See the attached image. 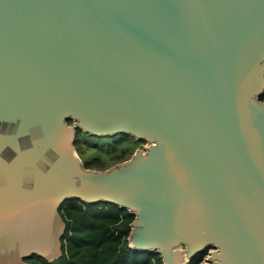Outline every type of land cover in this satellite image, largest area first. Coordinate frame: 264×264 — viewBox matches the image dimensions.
Returning a JSON list of instances; mask_svg holds the SVG:
<instances>
[{"label":"water","instance_id":"95a60500","mask_svg":"<svg viewBox=\"0 0 264 264\" xmlns=\"http://www.w3.org/2000/svg\"><path fill=\"white\" fill-rule=\"evenodd\" d=\"M263 90L264 0H0V264L59 254L64 199L162 264H264ZM75 128L144 144L85 168Z\"/></svg>","mask_w":264,"mask_h":264},{"label":"trees","instance_id":"16d2710c","mask_svg":"<svg viewBox=\"0 0 264 264\" xmlns=\"http://www.w3.org/2000/svg\"><path fill=\"white\" fill-rule=\"evenodd\" d=\"M259 99L264 101V90ZM85 134L79 128L74 129L73 146L78 155L82 154L80 137ZM99 139L102 144L92 145V155L80 158L85 168L101 169L119 162L129 156L131 146L138 142L126 133ZM57 213L63 224L58 238L59 254L50 260L30 254L23 258L29 264H162L158 253L127 247L126 236L133 215L125 208L113 203L64 199ZM206 250L202 249L182 264H200Z\"/></svg>","mask_w":264,"mask_h":264},{"label":"rangeland","instance_id":"374dc122","mask_svg":"<svg viewBox=\"0 0 264 264\" xmlns=\"http://www.w3.org/2000/svg\"><path fill=\"white\" fill-rule=\"evenodd\" d=\"M99 137H102V136H92V135H89V134H87V135L85 134L82 137H80V139L82 141V143H81L82 154H80L78 156H80L81 159L87 158L90 155H92V148L91 147H92L93 144H102V141L99 139ZM140 143L144 144L143 141L138 140V142L136 144L131 146L130 154L134 151L135 148L141 146ZM130 154H129V156H130ZM203 260H204V258H203ZM17 262H22V263L29 264L28 262H26V260H22V261L17 260Z\"/></svg>","mask_w":264,"mask_h":264},{"label":"flooded vegetation","instance_id":"af4514ba","mask_svg":"<svg viewBox=\"0 0 264 264\" xmlns=\"http://www.w3.org/2000/svg\"><path fill=\"white\" fill-rule=\"evenodd\" d=\"M140 145H142V143H140ZM208 249H209V248H207V250H208ZM207 250H206V251H207Z\"/></svg>","mask_w":264,"mask_h":264},{"label":"built area","instance_id":"2783aa9c","mask_svg":"<svg viewBox=\"0 0 264 264\" xmlns=\"http://www.w3.org/2000/svg\"><path fill=\"white\" fill-rule=\"evenodd\" d=\"M204 257H205V256H204ZM204 257H203V258H204ZM202 260H203V259H202ZM201 262H202V261H201Z\"/></svg>","mask_w":264,"mask_h":264}]
</instances>
